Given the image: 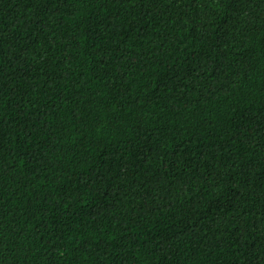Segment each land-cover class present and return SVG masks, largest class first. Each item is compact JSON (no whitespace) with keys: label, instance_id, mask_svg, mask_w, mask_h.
<instances>
[{"label":"trees","instance_id":"1","mask_svg":"<svg viewBox=\"0 0 264 264\" xmlns=\"http://www.w3.org/2000/svg\"><path fill=\"white\" fill-rule=\"evenodd\" d=\"M0 264H264V0H0Z\"/></svg>","mask_w":264,"mask_h":264}]
</instances>
